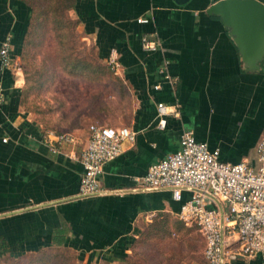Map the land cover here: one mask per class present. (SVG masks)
Masks as SVG:
<instances>
[{
	"label": "crops",
	"instance_id": "obj_1",
	"mask_svg": "<svg viewBox=\"0 0 264 264\" xmlns=\"http://www.w3.org/2000/svg\"><path fill=\"white\" fill-rule=\"evenodd\" d=\"M215 1L76 0L71 14L81 42L107 65L116 50L120 71L95 68L89 79L66 73L45 94L24 99L21 48L30 7L24 0H0V43L11 33L16 55L3 77L6 100L0 104V236L6 242L0 264L8 255L56 243L74 249L82 264H120L150 215L177 214L191 196L186 189L178 200L169 188L141 183L152 163L179 148L185 128L219 148L222 160L258 165L264 56L258 68L246 64L231 28L207 11ZM145 35L160 39V47L145 48ZM159 102L170 106L164 127ZM92 123L129 126L136 139L105 163L102 189L83 194L80 154ZM44 126L78 138L52 151L42 140ZM222 264H264V252L227 253Z\"/></svg>",
	"mask_w": 264,
	"mask_h": 264
},
{
	"label": "built area",
	"instance_id": "obj_2",
	"mask_svg": "<svg viewBox=\"0 0 264 264\" xmlns=\"http://www.w3.org/2000/svg\"><path fill=\"white\" fill-rule=\"evenodd\" d=\"M12 37L8 33L0 43V104L6 100L4 74L16 65ZM142 42L151 50L161 45L160 39L146 35ZM108 63L114 71H120L121 61L116 50L111 52ZM160 71L174 83L170 73L164 68ZM169 107L165 102L158 103L161 127L166 125ZM77 138L68 130L49 128L42 132V140L52 151H59L64 143ZM135 139L136 131L129 126L90 124V133L80 154L83 164L80 193L100 191L99 176L105 163L122 152L125 141ZM258 155L256 166L246 160L224 161L219 148L211 149L207 141L197 139L192 129L185 128L179 148L152 163L141 177V183L146 188H169L178 200L182 199L184 190L191 191L177 215L188 224L198 225L206 240L205 257L210 264H221L227 253L250 257L264 252V136L258 142ZM216 198L224 204L223 213ZM234 242L238 246L231 250Z\"/></svg>",
	"mask_w": 264,
	"mask_h": 264
},
{
	"label": "trees",
	"instance_id": "obj_3",
	"mask_svg": "<svg viewBox=\"0 0 264 264\" xmlns=\"http://www.w3.org/2000/svg\"><path fill=\"white\" fill-rule=\"evenodd\" d=\"M24 2L30 7L21 48V59L26 78L24 99H27L31 92L45 94V89L59 82L63 74L68 73L74 76L79 74L89 79L93 77L92 69L109 66L96 65L87 56L75 50L73 29L75 22L67 15L66 10L72 8L76 0H24ZM49 128L52 127L44 126L42 132ZM164 221L167 223L152 224V229L143 233L140 239L136 238L131 243V248H137L140 242H146L157 235L167 236L170 233L167 217ZM1 238L2 236H0V244L5 245L6 242ZM54 250L72 251L76 254V251L69 245L50 244L27 252L33 254L26 264H46Z\"/></svg>",
	"mask_w": 264,
	"mask_h": 264
},
{
	"label": "rangeland",
	"instance_id": "obj_4",
	"mask_svg": "<svg viewBox=\"0 0 264 264\" xmlns=\"http://www.w3.org/2000/svg\"><path fill=\"white\" fill-rule=\"evenodd\" d=\"M71 9H67L66 13L75 22L73 27L75 50L87 56L94 64L105 65L95 57L94 49L89 44L81 42L76 30V19L72 16ZM22 68L24 71L23 64ZM164 212L167 214H162ZM164 212L150 215L137 238L140 239L143 233L150 231L154 223L166 224L167 221H164L166 217L169 221L170 233L165 237L157 235L146 242H140L139 246L131 249L127 258L120 264H210L204 253L206 240L198 225L195 222L188 224L172 212ZM31 254L33 253L26 252L20 256L8 255L2 264H26ZM74 254L72 251L54 250L46 264H82L78 260L77 252Z\"/></svg>",
	"mask_w": 264,
	"mask_h": 264
},
{
	"label": "water",
	"instance_id": "obj_5",
	"mask_svg": "<svg viewBox=\"0 0 264 264\" xmlns=\"http://www.w3.org/2000/svg\"><path fill=\"white\" fill-rule=\"evenodd\" d=\"M207 11L220 15L231 28L243 60L250 68H258L264 56V1L217 0ZM216 201L223 213L221 201L218 198Z\"/></svg>",
	"mask_w": 264,
	"mask_h": 264
}]
</instances>
